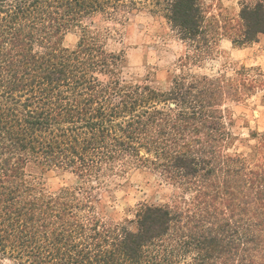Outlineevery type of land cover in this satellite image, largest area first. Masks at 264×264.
<instances>
[{
	"label": "trees",
	"instance_id": "16d2710c",
	"mask_svg": "<svg viewBox=\"0 0 264 264\" xmlns=\"http://www.w3.org/2000/svg\"><path fill=\"white\" fill-rule=\"evenodd\" d=\"M152 2L189 49L167 91L128 80L102 40L138 0H0V264H264V131L230 151L231 108L264 91V72L189 68L223 37L244 48L264 36V0H241L237 18ZM51 171L74 185L49 186ZM135 171L173 198L142 205L130 229L106 199Z\"/></svg>",
	"mask_w": 264,
	"mask_h": 264
},
{
	"label": "rangeland",
	"instance_id": "374dc122",
	"mask_svg": "<svg viewBox=\"0 0 264 264\" xmlns=\"http://www.w3.org/2000/svg\"><path fill=\"white\" fill-rule=\"evenodd\" d=\"M138 1L141 3L127 13V21L109 33H103L102 40L107 51L124 55L127 62L125 76L128 80H142L154 88L167 91L174 77L181 73V60L189 49L172 30L162 5L152 0ZM203 2L212 14L228 18H237L239 14L235 7H225L224 0ZM98 22L95 24L99 28L104 26L100 19ZM79 36L77 32L68 33L63 46L75 49ZM225 38L218 40L210 57L196 66H189L192 74L232 75L240 67L258 68L264 72V36L244 48L233 46L231 51L222 46L221 42ZM216 62L221 64L219 69L216 68ZM230 115V129L236 138L230 151L247 153L249 146L254 144L250 139L251 132L264 131V91L258 92L244 104L232 106ZM47 181L53 188L70 187L75 183L72 175L55 171L48 174ZM172 198V189L159 177L146 171H135L124 187L106 199V205L114 222H127L130 229H135V215L142 205H163L170 203Z\"/></svg>",
	"mask_w": 264,
	"mask_h": 264
},
{
	"label": "clouds",
	"instance_id": "9594fccd",
	"mask_svg": "<svg viewBox=\"0 0 264 264\" xmlns=\"http://www.w3.org/2000/svg\"><path fill=\"white\" fill-rule=\"evenodd\" d=\"M211 2H212V0H208V3H211ZM224 4H225V7H235L237 9V11L240 13L244 9V7L241 5V0H224ZM221 43L225 49H227L229 51H231L233 49V42L231 40H228L227 38H225ZM220 67H221L220 62H216V68L219 69ZM245 135L247 136L248 133L245 132ZM191 195L192 194H189V196H188L189 199H191ZM3 264H13V261L5 259L3 261ZM186 264H193L192 256L188 257Z\"/></svg>",
	"mask_w": 264,
	"mask_h": 264
}]
</instances>
